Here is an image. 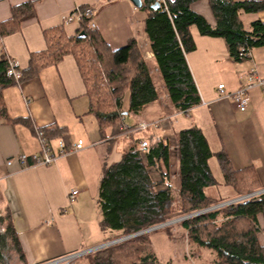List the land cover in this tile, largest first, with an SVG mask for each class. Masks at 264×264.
<instances>
[{
  "label": "crops",
  "instance_id": "1",
  "mask_svg": "<svg viewBox=\"0 0 264 264\" xmlns=\"http://www.w3.org/2000/svg\"><path fill=\"white\" fill-rule=\"evenodd\" d=\"M28 2L34 4L35 15L21 22L16 30L3 34L1 26L12 18L13 8ZM82 6L93 7L97 30L112 49L125 46L133 37L140 47L146 43V59L152 73L158 76L142 29L147 14L131 0H0V54L17 60L20 68H27L31 53L47 47L46 29L58 26L68 36L79 34L81 23L66 22L65 18ZM193 9L210 24L216 23L208 0L194 3ZM239 16L247 30H251L253 21H264V11L241 10ZM190 29L197 48L187 54V60L201 103L185 113L162 108L155 102L146 109L149 119L134 118L137 122L161 121L163 131L156 132L170 143V172L176 189L181 184L176 133L193 125L202 129L214 154L227 155L237 175L247 178L245 184L249 181L264 187V85L250 90V102L243 110L237 109L224 93L242 86L253 68L264 78V46L252 49L248 59L234 62L223 38L203 36L195 25ZM221 83L225 85L223 91L218 87ZM86 91L72 54L57 65L43 68L39 75L3 89L9 118L24 121L0 117V234L6 235L7 242L0 252V264H33L104 242L98 206L102 171L106 164L121 159L131 138L124 134L113 140L111 130L102 137L95 116L88 113ZM36 127L47 128L54 144L61 137L71 142L83 139L85 147L61 156L51 165H7L17 154L40 151ZM61 130L64 133L58 136ZM209 165L217 183L206 187L208 197L232 198L245 188L225 181L216 155L210 158ZM73 190H78V195L70 202ZM257 219L259 237L264 242V212ZM9 226L13 232L8 234Z\"/></svg>",
  "mask_w": 264,
  "mask_h": 264
},
{
  "label": "trees",
  "instance_id": "2",
  "mask_svg": "<svg viewBox=\"0 0 264 264\" xmlns=\"http://www.w3.org/2000/svg\"><path fill=\"white\" fill-rule=\"evenodd\" d=\"M198 1L167 0V9L163 6L154 9L155 0H143L142 9L147 15L142 29L168 95V105L166 100L162 101L165 97L159 91L157 74L152 73L138 39L133 37L125 46L112 49L97 29L89 27L91 19L88 17L82 18L79 34L75 37L68 36L58 26L46 29V49L31 53L28 67L21 68L19 82L39 75L49 65H57L68 54L74 55L87 89L88 113L95 116L102 137L111 130L113 140L118 133L125 134L126 115L149 119L146 109L155 102H159L162 108L186 113L201 103L187 60V54L197 48L191 26L195 25L203 36L223 38L234 62L249 58L240 55L241 49L251 51L264 46V21H253L251 30H247L239 16L241 10L246 13L264 11V0H208L216 19L214 25L193 9V4ZM34 15L32 2L15 6L12 18L1 26V32L7 34L16 30L21 22ZM8 69L9 58L1 53L0 117L11 120L4 104L3 89L17 81ZM11 121L24 120L16 118ZM138 123L136 120L128 127ZM154 127L139 132L138 136L133 135V141L121 159L103 168L98 206L104 240L138 232L168 222L176 214L202 210L224 200L212 199L205 192L206 187L217 183L209 165L213 155L217 156L227 183L245 186L237 195L261 188L255 183L249 184V181L245 184L247 178L237 175L227 155L223 152L214 154L202 129L193 125L176 133L181 176V184L176 189L170 172V143L158 135ZM41 128L52 139L50 131ZM142 140H147L148 145L141 146ZM262 212L264 194L184 219L181 226L189 231L193 243L214 250L219 264H264V242L260 240L257 224V216ZM7 229L8 234L13 232L11 226ZM5 238L6 235L0 234V252L6 248ZM131 245L134 242L121 243L119 249ZM112 249L92 252L83 258L92 256L89 264H173L171 261L163 263L151 250L140 255L143 249L136 248L134 251L140 253L138 259L127 260L114 256Z\"/></svg>",
  "mask_w": 264,
  "mask_h": 264
},
{
  "label": "built area",
  "instance_id": "3",
  "mask_svg": "<svg viewBox=\"0 0 264 264\" xmlns=\"http://www.w3.org/2000/svg\"><path fill=\"white\" fill-rule=\"evenodd\" d=\"M156 1L159 2L165 9H167V0H155V2ZM83 17H88L91 19L89 22V27L91 29H97L96 22L94 21V9L91 6H87L85 8L78 7L75 11H73L71 14H69L65 18V21L66 22L77 21L81 23V20ZM250 54H251V51H245L241 49V52H240L241 56L250 57ZM8 58H9L8 72L14 77V79L17 82H19V79L22 75L19 62L13 58H10V57ZM262 85H264V78L259 76L256 73L255 69L253 68L247 78V81L242 86H240L237 90L233 92H224V93L226 96L230 97L233 100L237 109L243 110L248 106L250 102V90H252V88L254 87H258ZM218 87L219 89L223 91L225 88V85L221 83L218 85ZM160 124H161V121L159 120L152 121V122H140L131 128L124 124L125 134L137 135L141 131H145L152 126H160ZM35 134L40 142V151L34 154H26V153L17 154L7 161V165L17 164L20 166V168H29V167H36V166H41V165H51L55 163L61 156H64L71 152L80 151L85 147V141L83 139H79L74 142H71L61 137L57 140V143L54 144L53 141L49 139V137L45 134V131L41 127L35 128ZM140 144L141 146H147L148 141L142 140L140 141ZM261 194H264V187H261L257 190H254L246 194L237 195L232 198H226L222 200L221 202L211 205L209 209L214 210V209H219L222 207L230 206L236 203L244 202L249 199L258 197ZM77 195H78V190H73L71 194L69 195V201L73 202ZM179 219H183V218L181 217V218H178L177 220ZM166 223L167 222H165L164 224ZM155 228H158V227H155ZM99 245L100 244L91 246V247L81 248V249L74 250L71 252H67L60 256L49 258V259L39 261L33 264H76L78 260H80L84 256L98 250V248L102 246V245L100 246Z\"/></svg>",
  "mask_w": 264,
  "mask_h": 264
},
{
  "label": "rangeland",
  "instance_id": "4",
  "mask_svg": "<svg viewBox=\"0 0 264 264\" xmlns=\"http://www.w3.org/2000/svg\"><path fill=\"white\" fill-rule=\"evenodd\" d=\"M146 48H147L146 43H142L141 50L143 51L145 57L148 56L146 52ZM155 79L158 84L160 93L163 95V97H165L164 94L166 93V90L163 87L162 81L160 80L159 82V80H157V76H155ZM164 100H166V103L168 105L169 104L168 98L165 97L162 101ZM124 103L126 105V100ZM135 121H136L135 118H133L132 116L130 115L125 116L126 126L133 125ZM154 129L157 130L158 132L163 131L161 127H157V126H155ZM117 135L118 137L117 136L116 137L119 138L122 137V135L124 134L118 133ZM126 135L127 134H125L124 136ZM132 136H133L132 134L127 135L128 138L129 137L131 138ZM209 207H205L202 210H196L190 213L176 214L174 217H172V219H170L166 224H163L161 227L155 228L157 225H161L162 223L144 228L145 230H147L148 228L153 227V229H150L149 231L142 234L135 235V233L139 232L138 231V232H131L128 234H122L116 237H111L109 239L104 240V242L100 244L102 246L99 247L98 250H96L95 252H102L106 249L113 248L112 250L114 251L113 252L114 256L126 258L127 260H136L138 259L140 253H141L140 255H142L146 251L151 250V251H155L156 255L161 261L164 262L171 261L173 264H219L218 263L219 259L217 258L216 252L210 248L200 247L197 244L193 243V241L189 238L190 236L189 231L181 226L182 220L193 218L198 215H201L202 213L210 211L211 209H209ZM181 217L183 219L177 220L178 218ZM124 237H128V238L122 239L115 243H111L112 241ZM133 242L134 245L122 247L119 249V244L121 243L131 244ZM136 248H142L143 250L139 253L134 251L137 250ZM92 258H93L92 256H88L87 258L78 260L76 264H89V261L91 262Z\"/></svg>",
  "mask_w": 264,
  "mask_h": 264
},
{
  "label": "water",
  "instance_id": "5",
  "mask_svg": "<svg viewBox=\"0 0 264 264\" xmlns=\"http://www.w3.org/2000/svg\"><path fill=\"white\" fill-rule=\"evenodd\" d=\"M131 1L138 8H142L143 7V0H131ZM160 7H161L160 3L157 2V1L152 4V8H154V9H159ZM162 224H164V223H162ZM139 232H141V231H139ZM138 233H135V235H138ZM125 238H128V237H125Z\"/></svg>",
  "mask_w": 264,
  "mask_h": 264
},
{
  "label": "bare ground",
  "instance_id": "6",
  "mask_svg": "<svg viewBox=\"0 0 264 264\" xmlns=\"http://www.w3.org/2000/svg\"><path fill=\"white\" fill-rule=\"evenodd\" d=\"M160 6H162L161 4H160ZM200 213H201V211H200ZM162 225H157L156 227H161ZM153 227H151V228H148L147 230H143V231H141V232H139L138 234H142V233H145V232H147V231H149L150 229H152ZM130 237V236H129ZM122 239H126L125 237L124 238H121V239H118V240H115V241H112L111 243H115V242H118V241H120V240H122ZM110 244V243H109Z\"/></svg>",
  "mask_w": 264,
  "mask_h": 264
}]
</instances>
